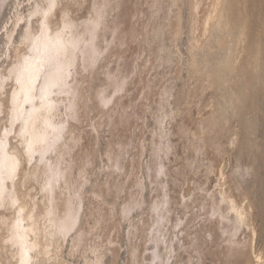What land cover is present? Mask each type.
Here are the masks:
<instances>
[{
  "label": "rangeland",
  "instance_id": "1",
  "mask_svg": "<svg viewBox=\"0 0 264 264\" xmlns=\"http://www.w3.org/2000/svg\"><path fill=\"white\" fill-rule=\"evenodd\" d=\"M37 1L38 0H2V2L0 1V64L1 65H3V63L6 65L5 61H6V51H7V49H6L5 35H4L5 32H6V28H10L11 25L13 24L12 23L13 21H11V20H15L16 18H18L15 15L20 16V14H21L22 18H24V19H25V17L27 18V16L30 13V10L32 9V7L34 6V4H36ZM97 1H101V0H94V1L93 0H90V2H89V0H87V2H86V0L85 1L82 0V4H81V6L79 8V13L82 16V20H87L92 15V13H93V3L97 2ZM110 1H111V4L109 6H107V8L105 10V17H106V21H107V24H108V27L109 28H106L103 31L104 32V36L99 41L100 49L102 51V56L100 57V62H99L100 64H98V68L99 69L97 71V75L95 77V80H93L90 83V85L93 83L92 86H90V89H92L90 91L93 94L97 93V91H99L100 89H102V87H105L103 85L105 83L107 85L105 87V88H107V95L111 98V100H117L116 99V98H118L117 95L118 96H120V95L123 96L125 94L123 97H119L118 98V99L121 100V98L123 99L125 96H127V97H125V99L122 100L123 103H121L120 100H117V101H119L123 106L124 105L127 106V104L129 103L128 101H130L131 103L128 104V106H127L128 108L126 107L127 109L125 108L123 111L120 110L118 112V113L124 114V117H122L123 116L122 114H120V115H122L121 117H120L119 114L117 115V112H115L116 111L115 109H112V108L110 109L111 111L109 113L111 114L112 119L114 120L117 117L114 120V123H117L119 125V127L117 126V130L116 131L111 130V127H108L109 126L108 123H106V124L104 123L103 125H101L102 127H99L100 128L98 130L99 133L98 132H94L89 126H86V128L88 130H85L83 132V135H82V138H83L82 141L83 142L82 143L85 144L84 146H87V147H85V151L86 152L89 151L90 154L92 153L91 156L93 155L94 158L93 157L91 158L92 164L90 162V164L88 166V170H89L88 172L90 174L88 173L87 174V177L88 176L89 177L91 176V177L90 178L89 177L87 178V179H90V180H87V183H86V187L87 188L86 187H83V192L86 193V194L84 193V196L86 198L84 197V200L85 201H83V205H85L86 207L83 206V207H85V209L82 207L83 211L81 210V215L83 214L82 217L84 218V217H86L89 214L88 213L89 212L88 211L89 210L88 207H89V204H90L91 201H96V205H98L99 206V209L100 210L102 209L105 213H108V208L107 207L111 206L110 204L111 203H114V201H117L116 203H118V204H116L117 207H115V212H113L114 214L112 216L115 217V218L113 217V219H115V221L117 220L118 223H116L113 220V223L115 222L116 228H115V230H111L112 232L109 233L106 230H109L110 231L111 228L113 229V227H112L113 224H111L112 226L111 225L110 226L109 225L106 226V224L104 222L102 225L105 226V229H103L102 228V225H101V229L102 230L101 229L100 230L102 232H101V235L100 234L98 235V236H101L102 239H101V237H98L97 236L96 238H99V239L93 238V240H90L91 243H89L88 240H87V242L90 244V247H89V244L86 243V242H85L86 245L88 244L87 246H85V243L84 242L82 243L83 246L80 243L77 245L76 240H75V236H74L75 234L74 233H70L66 237L67 239L65 238V240L67 241V243H66V241L65 242L63 241L66 245H64V243L62 242L61 249L64 247L62 249L64 251H61V249H60V251H61L60 253H62V254H60V256L61 257L63 256L62 258L65 261H67L69 264H83V262L85 264L88 259H91V258L94 257V254H93L92 249H91V244L94 243L92 241L95 240L96 241L95 243L97 245L98 244L99 245L100 244L101 245H104V244H107V242H104V241H107L109 238H112L113 237L116 240L119 239V241L117 240V242L119 243V246H118V243H117V246H116V243H115V245L114 244L111 245L112 247L110 246V250H106V253H105L106 256H104V258H103V261H105L104 262L105 264H110V263L113 264L114 262H115L114 264H134V261L131 259V254H130L133 249L136 250L137 256H139V258H138L139 260L137 259V263H135V264H175V263H177V261H178L177 264H180V263L181 264H191V263L193 264L196 260L197 261L200 260V261H198L199 263L196 261L195 264H215V262H219V264H226V262L228 264H243V263L245 264V260H248V259H246V256H247L248 253H247V250L245 251V249H244L243 246H242V248H243L242 251H240L241 246H238V248H235V249H232V250L229 249V247H228V250H227V245H229V243H228V240L229 239H227V238H230V235L228 233H226L225 231L227 230V228H230V226H231V219L233 217V212L230 211V210H228L227 209L228 207L221 202L220 197L218 196L219 195V191L218 190L221 189L222 187H228V186H230L229 188H231V186H234L233 187L234 188V191H231V192H234L235 195H233L232 193L231 194L233 195L234 199L236 201H238L239 204H242L241 206L245 207V204L249 202V204H251L252 207H253V208L251 207V209H249L250 212H251L252 217H250V219H248L250 221L253 218L251 220V223H250V225L253 223L252 226L248 225L249 224L248 223L249 221L246 220L248 222H244V223H245V225H248V227H245L244 226V223H243L242 224L243 226L241 225V227L243 229H241V227H240L238 229V231L236 232V234H234V236H232L231 239L233 241H236V239H238L236 241V243L237 244H242V245H244L243 243L246 244L248 242H251V240L253 239L252 240L253 244L251 242V245H252L251 247L252 248H250V250H252V251H250V253L253 254V253H256L257 252V254H259L261 252L260 254H262L264 256V0H251V1L250 0H248V1H246V0L245 1L244 0L243 1L242 0H239L241 2L239 4H238V1H236V0L234 1L235 5H234V3H233V5L234 6H237V7H234L233 6V8H235L236 11L233 9V12L235 13V17H233L234 14H232L233 15L232 17L234 18V20H233V23L234 24L232 23V26L230 28L231 30H228L227 31L228 33L225 31L226 29H224L223 31H221V33L220 32H217V34L215 33L213 35L214 37L213 36L211 37L212 40L210 39L208 42H206L207 44L205 43V46L203 47L204 50H201V51H198L197 52L198 55L197 54L195 55V56H197L196 58H198L197 59V63L199 64L201 62L200 63V66H201L202 63H203L202 65H204V67H207L208 66L207 67L208 68V72H207V68H205V69H203L201 71L202 73L200 72V74L202 76H200V74H198L196 76L193 75V77L191 75L192 74V70L190 68L191 66H188L189 64L191 65V63L195 60V59L193 60V58L191 59V57H194V55H192V52H190V51H192L190 49L192 47V43H194L193 42L194 39L193 40H191V39L193 38V36L196 37L197 40H199L200 37H201V40H199L200 42L199 41L198 42L199 43H203L204 42V39H202L203 38L202 31L200 29H197V32H199V33H197L196 30L194 31V27H192L193 25L190 22L191 19H192V17H193V14L192 13H193L194 1L195 2L197 1L196 3H198V4H196V6L197 7L199 6V8H200L199 11H201V10L203 11V8H204L203 5L205 3L208 4L209 3L208 1H211V0H208V1L207 0H201V4L204 2L202 6L200 5V1H198V0H170V1L169 0H167V1L166 0H163V1H161V4H159L160 3L159 2L158 5H156L154 3L156 1H160V0H154L155 2L153 0H147L148 2L150 1L149 3L146 0H133V3H131L132 0H131V2H130V0H110ZM190 1H192V3ZM138 2H139V4H138ZM140 2L141 3H144L145 2L143 4V6H145V4H146L145 11L143 10L144 7L142 6V4ZM242 2H243V4H242ZM244 3H246L247 6H244ZM87 4L89 6H87ZM134 4H135V7H134ZM148 4L149 5L151 4V7L152 6H155V7H153V9H155L157 7L159 8V6L161 7L159 9L157 8L158 10H160V14L159 13H158L159 15L157 14L158 17L155 16L157 18V21H156V18L153 15H151V14L152 13L153 14L155 13L154 15H156V13L158 12V10L157 9L152 10V8ZM207 4L205 5V8L208 7ZM139 5L141 6L140 7L141 10L139 9ZM147 5L149 7V8H147L149 12L146 10ZM191 5H193V6L190 8ZM238 5H240V8H242L241 5L244 6V9L245 10L242 8L243 13H241L242 11L239 13ZM131 6H133V7H131ZM88 7L89 8L91 7L90 10H89ZM132 9H134V10H132ZM135 9L137 10V12H136ZM138 9L140 10V12L142 11L141 12L142 13V16H141V14H139L140 12L138 11ZM83 10H85V11H83ZM205 10L203 12L201 11V13L204 14ZM132 11L135 14V17L133 16L134 14L132 13ZM245 11L247 12L246 14L244 13ZM146 12H148L147 15L144 14ZM178 13H179L180 16L178 15ZM242 14H245V15H242ZM150 15L152 16L151 17V20H150ZM128 16H129V18H127ZM140 16H141V18H140L141 20L138 19ZM239 16L241 17V19H240ZM86 17H87V19H86ZM142 17H148L150 21H148L147 18H143L142 19ZM153 17H154L155 22H156V25L155 26H154L155 22H153ZM176 17H177V19H174ZM189 17H191V18H189ZM244 17L247 19L246 20V23H245V18ZM130 18H132L131 19V23L132 24L130 23ZM136 18H137L138 21L136 20ZM235 18L238 19V20H236V22H235ZM242 18H243V21H240V20H242ZM142 20H143L144 26L146 25L147 27L143 28L144 26H143L142 22H139V21H142ZM179 20H180V23H179ZM125 21H127V22L125 23ZM128 21H129V23L132 26H130V24H128ZM134 21H135V23H134ZM173 21H174V24H173ZM239 21H240L241 24L243 23V25H241L239 23ZM237 22H238L239 25L237 24ZM168 23H169V26L171 27V29L167 27L168 26ZM175 23L176 24L179 23L180 26L178 24L176 25ZM190 23H191V25H190ZM115 24L116 25L118 24V25L115 26ZM125 24H128V25H125ZM170 24H172V25H170ZM244 24H247V25H244ZM133 25L135 26V28L139 27V29H141V31H145L143 29H146L148 31L147 32L148 37L145 36V34H146L145 32L146 31L144 32V35L142 36V38L144 37V39H142V40L143 41L144 40L147 41L148 44H145V41L144 42L141 41L142 43L140 45H139V42L138 41H135L134 40V42H133V40H132L133 34H131V33L128 34L130 31H132V33L134 32V26ZM151 25H153L154 28ZM124 26H127L128 27V28L126 27L128 33L125 32L126 31V28ZM156 26H157V28H155ZM176 26L177 27H181V28H178L179 31H181L180 32L181 34L179 33V35L177 37H174L172 35V31H173L172 29L173 28L174 29L175 28L177 29ZM243 26L245 28L247 26V28L250 29V32H249V29H247V28H246L247 30H245ZM114 27H118V28L121 27L122 29L123 28L124 29L122 30L120 28V31L117 34V33H114V29H113ZM149 27H151L152 30H149ZM237 27H239V28H237ZM161 28L162 29L163 28H166L165 32L163 31L164 29L162 30ZM121 30H122V32H121ZM158 30L159 31L161 30L164 33L161 34L160 32H158ZM233 30H234V32H233ZM150 31H151V34L153 32L152 36L150 34ZM244 31L247 32V33H245ZM125 33H127V34H125ZM159 33H160L161 36H159ZM231 33L232 34L234 33L233 35H235L237 33L238 34L235 37ZM115 34H117L116 37H118L120 40L115 37ZM154 34L156 36L153 38ZM168 34L171 37V39L168 36ZM224 34H226V36ZM119 35L121 36V38H120ZM240 35H242V36L240 37ZM128 36H131L130 37L131 39L130 38L129 39L128 38L127 39L125 38L126 39L125 40L124 37H128ZM150 36L153 39L150 38ZM157 36H159V37H157ZM222 36H223V38H222ZM146 37L148 38L149 41L146 40L147 39ZM231 37H232V39H231ZM149 38L151 40H154V43L153 42L150 43L151 40ZM217 38H220V39L216 40ZM243 38H244V41H243ZM117 40L119 42H121L122 44L121 43L118 44V41ZM127 40H128L129 43H126V45H128V46L125 45V41L127 42ZM130 40H132L131 42H133L134 44L131 43ZM172 40H174V42ZM225 40H227V43H226ZM246 40H247V42H250L251 45L248 44V43H246ZM241 41H243V42H241ZM237 42H239L240 44H238ZM113 43H115V44H113ZM217 43H219L220 45L218 44L219 45L218 46ZM222 43H224L225 46H224V44L222 45ZM129 44H131L133 46L130 47ZM149 44H151L150 47H149ZM247 44L250 47L247 48V46H246ZM111 45L113 46V48H115L116 46H117L116 48H118V46H121V47H119L120 50H119V48H118L119 51L116 48L115 49H112L111 48L112 47ZM211 45H213V46H211ZM207 46H209V49H208L209 52L207 51V48H208ZM127 47L128 48H132L131 49L132 51H129L130 49H128ZM153 47H154V49H153ZM213 47H215V49ZM235 47H237L236 48L237 51H236ZM139 48H142V49L140 50ZM210 48H212V49H210ZM217 48L219 49L220 52L217 51ZM225 48H226V50H225ZM109 49H110V51L112 53H116L117 52V54L118 55H121L122 57H120V56L118 57L117 54H111V52L109 51ZM121 49L123 51H121ZM152 49H153V51H152ZM242 49H243V51H242ZM221 50H223V51H221ZM229 50H230V53H229ZM247 50H248L249 53L247 52ZM126 51L128 52L127 55H125ZM231 51H234L235 53L232 52L233 53L232 54ZM106 52H109V53L107 54ZM121 52H123V54ZM153 52H155V53L158 52V54H155ZM160 53H162L161 55H162L163 58L161 57ZM214 53H215V55H214ZM153 54H155L156 56H154ZM113 55H115V56H113ZM227 55H229V57L231 59L229 57H227ZM244 55H246V57L249 56L250 58L248 57V59H247ZM108 56L109 57L110 56H113V57L112 58L111 57L109 58ZM124 56H125V59H123ZM126 56H127V58H126ZM199 56H201V57H199ZM237 57H239V62L241 61V59H246L247 61L249 60L248 61L249 63L247 61H245V60H242L241 63L238 62L239 64H236L237 61H238ZM252 57H254V58H252ZM255 57L257 58V60H256ZM106 58H109V61L108 62H107L108 59L106 60ZM156 58H159V61L162 58L161 60H163V62L160 61L161 63L160 62L157 63V61H156L157 59ZM233 58L235 59V61L233 60ZM199 59H201V60H199ZM207 59H208V61L206 62ZM251 59H253V60L251 61ZM118 60L121 61V62H119ZM154 60H155V62H153ZM254 60H256V61H254ZM258 60L260 62H258ZM129 61H130V63H129ZM147 61H150V62H148L149 63L148 64V67L149 68L147 67V64H146ZM209 61H210V63H209ZM138 62H139V64H138ZM229 62H230V64H229ZM244 62H246L247 65ZM250 62H251L252 65H250ZM206 63H209V64H206ZM224 63H226V64H224ZM259 63H260V65H259ZM109 64H110V66H109ZM132 64L134 65V67H133ZM219 64H220V66H218ZM145 65H146V67H145ZM230 65H231V68H230ZM233 65H237L238 66L237 67L238 70H235V71L232 70V66ZM139 66L140 67L141 66L142 67H145V68H142L141 67L142 69H140V71L142 70L143 73L138 70L140 68ZM106 67H108V69H110V70H108ZM201 67L203 68V66H201ZM242 67H244V68L243 69H240ZM246 67H248V68L250 67L251 71L255 69V71H252V73L255 74V78L253 77L254 74L253 75L251 74V76L249 77L251 71L248 68H246ZM104 68H106L107 70L104 69ZM150 68H151V70H150ZM188 68H189V70H188ZM146 69H148V71ZM244 69H245V72H244ZM247 69H248V71H247ZM256 69H258V70H256ZM104 70H106L107 73ZM210 70H212V72ZM239 70H241L240 71L241 73L244 72L245 74L239 73ZM108 71H111V74H109ZM215 71L217 73H214ZM223 71L226 72V73H224ZM135 72H137V74ZM139 72L142 75H140ZM205 72L207 73L206 75H204ZM146 73H148V75ZM208 73H211L212 75L211 74L208 75ZM237 73H239L240 77H239V75ZM123 74L125 76H127L128 79L130 78V80H128L126 77H124ZM143 74H144V76L146 75V77H143ZM216 74H217V76H216ZM110 75L112 77L114 75H116L117 77L114 76V78H116V79L118 78V75H119V78L118 79H120V80L122 79V81H124L125 83H127L129 85L131 84L130 86L127 85L128 86L127 87L128 88L127 89V92H124V93H121V94L120 93H115L114 92V89H113L115 83H114V81H112V80L109 79V76ZM190 75H191V77H190ZM132 76H135V78H133ZM207 76L208 77L210 76L212 78V81L214 83L211 82L210 81L211 78H208ZM147 77H149V78H147ZM194 77H195V80H194ZM215 77H216V79H215ZM230 77H231V79H229ZM124 78H126L127 81L124 80ZM200 78L203 79V80L201 79L203 82L201 80H199ZM223 78H224V80H223ZM250 78H251V80H252L251 82L253 84L250 82ZM146 79L147 80L150 79L152 81V83H151L152 85L150 84L151 81L146 82ZM218 79H219V81H218ZM103 80H104V82H103ZM204 80H207V81H204ZM229 80H230L231 84H230ZM232 80H234V81L232 82ZM239 80H241V81H239ZM196 81H198L199 85L197 84ZM208 81H209V84H207ZM244 81H246V82L244 83ZM247 81L250 82L251 86L249 85V83ZM133 82H134V84H133ZM162 82H163V84L166 83L167 86L166 85L163 86ZM142 83H144V84L142 85ZM136 84H138V85H136ZM159 84H161V85H159ZM192 84H196L195 86L201 87V88H196ZM200 84H201V86H200ZM206 84L207 85L214 84V85H211L210 87L209 86L208 87H205V86H207ZM112 85H113V87H112ZM135 85L137 86V87H135V89L137 91L134 90V86ZM139 86H141V87L144 86V87L142 89ZM162 86L164 88H162ZM129 87H131V88H129ZM149 87L151 88L150 90H149ZM247 87H249V88H247ZM144 88H147V93L145 92L146 89H144ZM160 88H162V89H160ZM203 88H205V89L203 90ZM230 88H232V89H230ZM111 89H113V90H111ZM168 89H169V92L167 91ZM184 89H186V90H184ZM198 89H200V90L198 91ZM245 89H246V91H245ZM158 90H159V92L157 93ZM201 90H203V91H201ZM131 91H133V92L131 93ZM161 91H163V92H161ZM185 91L188 94L190 92L191 95L189 94L190 96H188L187 93L185 95ZM191 91H192V93H191ZM139 92H141L142 94H144V96L145 95L146 96L144 97L141 93L138 94ZM108 93H111V95L108 94ZM129 93H131V95ZM128 95H130V98H132V99H130V98L128 99ZM147 95H148V99H147ZM182 95H184V96H182ZM139 96H141L142 98L139 97ZM150 96H153V97H150ZM185 96L186 97L188 96L189 98L188 97L186 98ZM160 97H161V99L158 100ZM180 97H182V98L185 97L186 99L185 98L181 99ZM153 98H155V100ZM188 99H189V101H188ZM163 100L164 101L166 100L165 101L166 104H165V102ZM157 101H160L159 102L160 104H161V101H163L164 104H161L162 106L160 107L159 106L160 104L157 103ZM132 102H134V103H132ZM188 102H190V103H188ZM192 103H193V105H192ZM183 104H186V105L184 106ZM135 106H137V107L135 108ZM129 107H132L131 108V111L134 109L133 110L134 112L132 111V113H130L131 111L129 110ZM165 107L168 108V109H165ZM186 107L190 110V113H189V110H186L187 109ZM189 107H191V108H189ZM214 107H216V109ZM161 108H162V110H164L163 112H161L162 111ZM180 108H181V110L182 109L183 110L181 111ZM219 109H220V111H219ZM127 110L129 111V113H128ZM168 110L169 111L171 110V112L169 113V115L166 114V113L169 112ZM174 110H175V113H173ZM178 110L181 111V112H184V111L185 112L182 114ZM112 111H113V113H112ZM124 111H126V114H125ZM176 111H178V112L176 113ZM186 111L188 112L189 115H186L187 114ZM212 111H213V113H211ZM95 112L98 113L97 111L94 110V112L92 113V116H94V118L96 117L95 120H97V119H99L100 116L98 115L99 116L98 117ZM155 112H158L156 115H159V116H156L155 115ZM160 113H161V115L163 113L164 116L161 117L160 116ZM115 114H116V117H115ZM128 114H130V115H128ZM125 115L127 116V120L125 119L126 118ZM134 115H135V117H134ZM177 115L178 116L181 115V117L177 118L178 117ZM210 115H211L212 118L213 117H215V118L211 122L203 123V119H209V118H211ZM128 116H131V118L128 117ZM200 116L201 117L203 116L202 119L200 118ZM118 117H120L121 120ZM157 117H159V119H157ZM172 117H176V118L173 119ZM118 119L120 120V122H119ZM160 119H163L164 121L163 120H160ZM169 119H171L172 122ZM178 119H179V121H178ZM184 119H185V122H184ZM134 120H135L136 123L134 122ZM182 121L184 122V124L186 123L185 124L186 126L185 125H182L183 124ZM197 121H198V123H196ZM133 122L135 123L134 124L135 127H134V125H132ZM178 122H181L182 124L181 123H178ZM159 123H162V124H160V127L161 128L159 127V125H157ZM213 123H215L216 125L213 124ZM122 124H124V125L122 126ZM136 124H137V126H136ZM175 124L177 125L176 126L177 128L175 127ZM211 124H213V125H211ZM129 125H131V126H129ZM181 125L184 126V128ZM197 125H200V126H197ZM120 126H122L123 128L120 127ZM126 126L127 127L129 126V129L130 130ZM179 126H181L180 127L181 129H179ZM214 126H217V127H214ZM133 127H134L135 130L133 129ZM120 128H122V130L125 129V131L120 130ZM158 128H160V129H158ZM196 128H197V130H196ZM204 128H206L209 131V133L211 134V135L207 136L208 135V133H207L206 137H208L212 141V143H211V141L209 139L207 140V138H206L205 144L207 145L210 142L209 143V146L212 147V146L216 145L215 143H217L219 141L218 142V145L221 147L222 150L219 147L220 150L217 148L216 149L217 152L215 151V148L218 147V145L214 146V149H213L214 151L212 150V148L210 149V147H209V149H210L209 150L208 147H207L208 145L206 146L204 144V142L200 144V143L195 142L194 139H192L193 138V135L190 134V132L191 133L194 132L196 134V132L198 131V129H200L197 133H202L203 132L202 129H204ZM90 129L93 132H91ZM127 129L129 131H132L134 134L132 132L129 133V131ZM157 129L159 131H161V132L164 131L163 132L164 134L162 133V138L158 134L159 131ZM162 129H163V131H162ZM177 129L180 132L181 131L182 132L181 133H178L179 131ZM182 129L185 130L186 132L183 131ZM187 129H188V132L189 133L187 132ZM126 130L129 133L128 135L125 134V133H127ZM217 130H220V132L222 130V132L220 133L221 134V137H220L219 131L217 132ZM213 131L217 132V134L216 133H213ZM89 132H90V135H89ZM183 132L188 133V134H184ZM122 134H123V136H122ZM130 134L132 136L128 138V136H130ZM96 135H97V137H96ZM180 135L182 137H183V135H185V138L184 137L183 138L180 137ZM115 136H116V138H115ZM187 136H190L191 137L190 139H192L193 142ZM210 136H211V138H210ZM214 136L216 138H214ZM186 138H188V139H186ZM116 139H118L117 142H115ZM113 140H114L113 143H119L120 142L121 144H123L122 145L123 147L126 146L125 147V150H124L123 147H122L123 149L120 150L122 152V154L120 152V158H121L120 159V162H121V165L123 164L122 165L123 169L120 172H117L116 174H114L112 176V178H111L112 179L111 180L112 182L113 181L115 182L117 180L116 181L117 184L118 185L119 184L120 185L123 184L122 187L124 186V188H122L120 186L121 187V190H120V192L117 193L118 195L115 194V193L111 195V198L113 200L110 199V196H108L107 199L109 201L107 203V205H108L107 206L106 204H104L105 202H103L102 200H100V199H97L96 200L92 192L94 191L95 187H98L99 184L102 186L105 183V181L109 179V177L107 178L106 176H108V174H110V167H107V166L108 165L110 166L111 165L110 164L111 162L109 161L110 158L108 156L107 149H108V146L111 144V142ZM126 141H128L129 143L126 142ZM155 141H156V144L157 145L155 144ZM168 141H169V143H168ZM185 141L186 142L188 141V143H186ZM190 141L193 144L189 145V143H191ZM206 141H208V142H206ZM130 142H132L131 143L132 144V147H131V145H129ZM162 142H164L163 145H161ZM92 143H94L96 145H92ZM134 143L136 145H138L137 147H139V148L135 147L136 145ZM153 143L156 145V148L157 149L160 148V149H158L159 152L156 150V148H154L155 145ZM173 143L176 144V146ZM83 144H82V146H83ZM139 144H141V146H139ZM186 144H187V146H186ZM210 144H212V145H210ZM90 145H92V146H90ZM160 145H161V147H159ZM188 145H189V147H188ZM164 146L171 148V151L170 150L169 151H166ZM204 146H205V148H204ZM182 147H186V148H182ZM201 147H202V149H201ZM95 148H96V152H95ZM140 148H141V150H140L141 152H138V150ZM173 148H176V149H173ZM191 148L193 149V151H192ZM194 148H196V149H194ZM128 149H130V150H128ZM203 149L206 152H208V154L205 151H203ZM127 150H128L127 153L124 152V151H127ZM163 150L166 151V152H164ZM172 150H173V152H172ZM220 151H222V152L220 153ZM187 152H188V154H187ZM203 152H205V153H203ZM94 153H95V156H94ZM152 153L155 154L156 158H155V156ZM160 153H161V155H160ZM163 153H164V155H163ZM166 153H167V155L169 157L166 155ZM172 153H174V154H172ZM202 153H203V155H202ZM185 154H186V156H185ZM204 154H207L208 156L207 155H204ZM123 155H125V156L123 157ZM200 156H202L203 159ZM157 157H158V160H156ZM164 157H165V159H162ZM181 157H182V159H181ZM183 157L186 158L185 159L186 161L184 160ZM192 159H194L193 160L194 162L192 161ZM198 159L201 160V162ZM163 160L165 161V163H163ZM178 160H180V161L178 162ZM176 161L178 162L179 165H177V162ZM181 161L184 162L185 168L183 166L184 164L183 163L181 164ZM175 162H176V165H177V166L174 165L175 168L172 167V166H170V165H173ZM190 163H192L191 164V167L189 166ZM134 166H135V168H133ZM150 166H153L154 168L153 167H150ZM162 166H163V171L161 173H158L157 171H155V170H157L158 167H162ZM169 166L172 167L173 169L172 168L169 169ZM181 166H182V168H181ZM187 166H188V168H187ZM126 167H128V168H126ZM176 168L179 170L178 172L180 174L183 173L181 171L184 170L183 177L184 178L186 177L185 179L182 177V179L180 181L181 176H180V174H178ZM209 168H211V169H209ZM128 169H132V171L131 170H128ZM204 169H206V170H204ZM209 170H210V172H209ZM205 171L208 172V173H206ZM135 172H136V176H134L135 175ZM165 172H166L167 175L170 174L171 176L168 175L169 176L168 177L167 175H165ZM169 172H171V173H169ZM130 173L131 174L133 173L134 175L133 174L130 175ZM75 174L78 175V168H76ZM205 174L207 176H205ZM153 175H155V177H153ZM160 175H162V176L160 177ZM129 176H130V178L132 177V179H130ZM220 176H221L222 179L220 178ZM222 176H224V177H222ZM163 177H165L166 179H164ZM167 177L169 178V180H167ZM157 179H158V181L156 182ZM175 179H177L178 181L176 180L177 181L176 182ZM151 180H154V181L152 182ZM167 181H169V182L171 181L170 182L171 183L170 185L175 186V187H171ZM220 181H222V183ZM121 182H123V183L121 184ZM133 182H134L135 185L133 184ZM175 182L177 184L178 183L179 184L176 185ZM128 183H129V185H128ZM204 183L206 184V186H205ZM136 184H138L139 186L136 185ZM202 184L205 187H202L201 186ZM180 185H181V187H180ZM216 185H218V188H217ZM222 185H224V186H222ZM125 186H127L128 189ZM136 186H137V188H136ZM215 186H216V188H215ZM154 187H155V191H154ZM159 187H161L163 190L161 188H159ZM169 188H173V189H171L172 191ZM174 188H175V191H173ZM233 188H232V190H233ZM238 188H239L240 191L238 190ZM152 189H153L154 192L152 191ZM204 189H205V191H204ZM207 189H208V191H207ZM236 189H237L238 192L236 191ZM203 191L204 192L207 191L206 193H209V194H207V196H206ZM210 192H214L213 193V194H215L214 197L212 196V193H210ZM240 192H242L241 194H243V196H241V194H239ZM153 193L155 194L154 196L152 195ZM174 193H175V195H174ZM201 193L204 194L207 198L205 199V196H202L204 198L203 199L200 196V195H202ZM165 194H167V195H165ZM171 194L173 195V197H172ZM177 194H179V195H177ZM210 194H211V197H213L215 199L214 200L212 198V200L215 201V205L216 204L217 205H220L223 208V210L225 212V215L227 216L226 219L221 220L222 223H220V224H219V222H221V221L218 219V217L217 216H214L212 214V209H213V206H214L213 205L214 202L210 199V196H209ZM236 194L237 195L239 194V195L236 196ZM87 195H88V197H87ZM116 195H117V197H116ZM185 195H187V197ZM244 195H245V197H244ZM89 196H91L93 198L91 199ZM246 196H248L247 199H246ZM170 197H172V198H170ZM114 198L115 199L117 198V199L115 200ZM140 198H141V200H140ZM174 198H175V200H176L177 203H178V201L181 198V200H180L181 201V205H180V203H178V204L175 203L177 206L175 204H174L175 206L172 205L171 211L168 212V217H169L168 218V221L169 222L168 221L161 222L160 221V218H159V215H158L159 213H156V215H155V214H151V212L149 210H148L149 212L147 211V208H149L152 205V203H154V202H159L160 203V202H163V200H165V199H170L171 200V199H174ZM237 198H239V200ZM156 199H157V201H156ZM191 199H195L197 201L194 204H192V205L186 204V202L189 201V200H191ZM207 199H209V200L207 201ZM128 200L129 201H132V202H135L133 204L134 205V208H133V206L131 207V209L129 211V214H128V217L125 218L126 220L123 218V221H122V218H120L119 215L116 216L115 213H117L118 210L123 205H125L128 202ZM199 200H203V201H201V203H200ZM86 201H88V203ZM151 201H153V202L151 203ZM198 201H199L200 205L202 204V206H199L198 205V203H197ZM85 202L87 203V205L84 204ZM109 202H111V203H109ZM123 202L125 204L122 205ZM143 202H145V203H143ZM207 202H208V204L211 203V205L210 204L209 205H210V207L212 209L209 206H205V205H207ZM100 203H102V204H104L106 206L102 208V206H104V205H102V204L100 205ZM196 203H197V205H196ZM139 204H141V205L139 206ZM247 206H248V204L246 205V208H247ZM224 207H227V208H224ZM193 208L195 210H193ZM204 208H206V210H204ZM190 210L193 211L194 213L192 214V212H190ZM196 210H197V213L199 212L198 213V216L195 213ZM183 211H185V212H183ZM203 211L204 212L206 211V213L209 212V214L207 213V216L209 215L208 218L210 220H208V218L205 217L206 216V213H204ZM104 212H103V214H104ZM118 214H119V212H118ZM150 214H151V216H150ZM169 214H170V216L171 215L172 216L170 217ZM199 214H200V216H199ZM152 215H154V216H152ZM175 215H177V216H175ZM229 215H230V217H229ZM145 216H147L148 218H146ZM193 216L195 218H193ZM198 217H200V218H198ZM142 218H143V220L145 218V221L144 222H143V220L141 221ZM191 218H193V221H195L194 219L197 218V221L193 222V221H191L192 220ZM215 218H216V220H215ZM206 219H207V222H205ZM118 220H120L121 222H119ZM158 220H159V222H158ZM186 220H187V222L189 221L188 223L189 224L191 223V225L194 223V227L192 226L193 229H192L191 225L187 224ZM217 220H219V221H217ZM223 221H225V223ZM89 222H92V220L89 221ZM214 222H216V223L218 222L217 225L220 226L222 229L220 227L216 226V223H214ZM92 223H90V224L88 223L89 225H86V227L89 230L92 229V227H93V224L94 223L93 224ZM139 223L141 224V227L142 228L140 227V224ZM163 223H165L166 225L163 224ZM196 223H197V227L195 226ZM209 223L212 224V225H210ZM157 224L158 225L159 224L160 225H163V227H161V228H164V226H166L167 228L165 227L164 229L161 230V229H159L160 226H158ZM183 224L184 225H187V226H184L183 227ZM200 224H201V226H200ZM118 225H119V227H118ZM120 225H121V227H120ZM142 225H144V226H142ZM188 225H189L190 229H189ZM202 225H203V227H202ZM206 225H208V226H206ZM253 225H255L256 228L253 227ZM134 226H135V228H134L135 231L138 228V230H137L138 233L135 234V235L132 233V232H135V231H133V228H132ZM136 226H138V227H136ZM145 226L146 227L148 226L147 228L149 230L147 229V231H146ZM198 226L200 227L199 230H200L201 233L200 232L198 233V231H199V230H197L198 229ZM249 226H250V228L252 227L251 228L252 230L249 229ZM109 227H110V229H108ZM187 227H188V229H187ZM204 227L207 228V229L209 228L208 232H207V230ZM155 228H157V229H155ZM184 228L186 230H188V231L184 230ZM211 228H212V230H211ZM215 228H216L217 233L215 232ZM247 228H248V231H247ZM143 229H145V231H146L147 234H150L151 233L150 234V235H152V236H150L151 239L145 237V234L146 233H145V231ZM189 230H190V232H189ZM210 230H211V232H210ZM253 230H255V233L256 234L254 233ZM113 231H115V232H113ZM250 231L252 233H250ZM158 232H161V233H158ZM188 232L190 234L191 233L192 234L190 235V234H188ZM202 232H203V235H202ZM206 232L208 234H206ZM212 232H215L217 234V237H215L216 234L215 233H212ZM103 233L105 234L104 236H102ZM106 233H107L108 236L110 235L108 237V239H107ZM117 233H119V234H117ZM155 233H157L156 234L157 236L155 235ZM184 233H186V234L189 235V236L187 235L188 238H187V236H185L186 234L184 235ZM71 234H73V235H71ZM141 234H143V235H141ZM237 234H239V235H237ZM116 235H117V237H116ZM200 235H202L204 238L202 236L200 237ZM248 235H249V237H248ZM132 236L133 237L136 236V237L135 238H132ZM195 236L196 237L198 236L197 239L195 238ZM205 236H206V240H203V239H205ZM224 236H225V238H224ZM252 236H253V238H252ZM171 237H173V238H171ZM211 237H212V239H211ZM129 239H131V241H133L135 243L133 244L132 242H130ZM186 239L188 241H186ZM213 239H214V241H212ZM223 239L225 241V244H224ZM225 239H227V240H225ZM142 240L144 242H142ZM220 241L223 242V244ZM139 242H141V243H139ZM161 242H162V244L160 245ZM198 242H200L201 244L200 243L198 244ZM203 242H205V243H203ZM206 242L207 243L209 242L208 243L209 245ZM130 243H132V245ZM136 243H137V245H136ZM144 243L146 244L145 246H144ZM184 243L186 245H184ZM193 244L196 245V246H194ZM220 244L221 245H226V246L222 247ZM135 245H136V247H135ZM187 245L188 246L190 245V246L188 247ZM138 246H140V247H138ZM163 246L165 247V249H163L164 248ZM169 246H170V248H169ZM172 246H174V247H172ZM191 246H193V247H191ZM85 247L87 248L86 250H85ZM107 247H108V245H107ZM115 247L118 250H116ZM205 247H209V248H206V250H205ZM72 248L74 250H76V253L75 254L77 256L74 255V252H73L74 250ZM111 248H113L114 251H111V250H113ZM131 248H133V249H131ZM178 249H179V251H178ZM209 249H210V252H209ZM182 250H185V251H182ZM217 250H218V252H217L218 254L221 252V254L219 256L215 252ZM198 251H200L201 258L202 259H200V257H198V256H200ZM225 251H227L228 253L225 252ZM113 252L114 253L117 252V253L114 254ZM157 252L161 256L164 255L163 257H161L160 260L154 259V257H153V255L155 253H157ZM187 252L190 253V255H191L192 258H190V255ZM139 253H140V255H139ZM193 253L195 254V256H192ZM225 253H227V254H225ZM240 253H243V254H241L243 257L245 256L243 258V260H242V256H240ZM185 254H187V255H185ZM206 254H209V255L206 256ZM212 255L213 256L215 255L214 258H213ZM229 255L230 256L232 255L231 256L232 259L235 258L236 260L238 259L237 257L239 256V258H240L239 260L240 261L237 260V262H236L235 259L234 260L230 259L231 257ZM140 256H142V257H140ZM217 256H218V258H217ZM220 256L225 257V258L221 257L223 260H225L226 259V256H227V259H226L225 263H224L223 260H221ZM112 257H113L114 261H113ZM173 257H174V259H173ZM195 257H196V259H195ZM228 257H230V258H228ZM189 258L191 260H189ZM203 258H205L204 259L205 262H203L204 261ZM63 259H61L63 261V263L64 264H68L67 262L65 263V261ZM163 259H165V260L163 261ZM186 260H189V261H186ZM131 261H133V262L131 263ZM256 262L257 261H253L252 264H256ZM247 263L248 264H251V261L249 262V260H248V261H246V264Z\"/></svg>",
  "mask_w": 264,
  "mask_h": 264
},
{
  "label": "bare ground",
  "instance_id": "2",
  "mask_svg": "<svg viewBox=\"0 0 264 264\" xmlns=\"http://www.w3.org/2000/svg\"><path fill=\"white\" fill-rule=\"evenodd\" d=\"M2 2V0H0ZM85 1V0H84ZM94 1V0H93ZM147 1V0H146ZM154 1V0H153ZM161 1L163 0H160V1H154L156 5L161 4ZM167 1V0H166ZM170 1V0H169ZM200 1V5L202 6L203 3L201 4V0H198ZM208 1V0H207ZM206 1V2H207ZM235 0H211V1H208L209 3H205L203 6V11L205 10L204 14L201 13V11H199V6L197 7L195 1H194V7H193V17L191 19V23H192V27H194V31L196 30L197 32V29H200L202 31V36L204 39V42L203 43H199L201 40V37L199 40H197L196 37L193 36V38L191 40L194 39V43H192V47L190 48L192 51V55H194V57H191V59L193 58V62L191 63V65L189 64L188 66H191V70H192V77L193 75H198L200 74V72L207 68V67H204V65L201 64V66H203V68L200 66V63L198 64L197 63V59L196 58L197 56H195L197 54L198 51H201V50H204L203 47L205 46V43L208 42L211 37L217 32H220L223 31L224 29H226L225 31L227 32L228 30H231V26H232V23H233V20L235 17V13L233 12V9L236 11L235 8H233V6L235 5L234 3ZM238 1V4L241 3L239 0H236ZM243 1V0H242ZM245 1V0H244ZM248 1V0H246ZM251 1V0H250ZM87 2V0H86ZM85 2V3H86ZM90 2V0H89ZM131 2V0H130ZM142 2V1H141ZM140 2V3H141ZM148 2V1H147ZM146 2V3H147ZM150 2V1H149ZM148 2V3H149ZM192 3V1H190ZM93 3V2H92ZM133 3V0L132 2ZM136 3V2H135ZM145 3V2H144ZM144 3H141L142 6ZM234 3V5H233ZM82 4V0H38L36 2V4H34V6L32 7V9L30 10V13L29 15L27 16V18L25 17L22 18L21 14L20 16H17L15 15L16 18L15 20H11L13 21L12 25L10 28H6V32H5V44H6V65L3 63V65L0 64V264H64L63 261L61 259H63L60 254L61 251H64L61 249V245H62V242L66 241L65 238L70 234V233H74L75 235V240H76V243L77 245L80 243L82 244L83 242L85 243H91L90 240H93V238L95 239H99V238H96L99 234L101 235V225L105 222L106 226L107 225H111L113 224V229L110 227L108 229L109 230H106L107 232H112L111 230H115L116 228V225H115V222H117V220L115 221V219H113L114 216H112L115 212V207H117L116 203L117 201H114V203H111L108 208V213H105L102 209V211L99 209V206L96 205V201H91L90 204H89V207H88V215L86 217H82L83 214L81 215V210L83 211L82 207L85 206L83 205V201L84 200V193L83 192V187H86V183H87V180H90V179H87V174L89 173L88 171V166L91 162V158L93 157V155L91 156L90 152H86L85 151V147L87 146H84L85 144H83L82 140V135H83V132L85 130H88L86 128V126H89L94 132H98V130L100 129L99 127H102L101 125H103L104 123H108L109 126L108 127H111V130H114L116 131L117 130V126L119 127V125L117 123H114V120L117 118L116 117V114H115V119L113 120L112 117H111V114L109 113L112 109H115L117 112V115L119 114H122V113H118L120 110L123 111L129 103H131L130 101H128L127 103V106H123L121 103L123 99H125V96L123 99L121 98L118 99L119 97H123V96H118V98H116L117 100H120L121 103L117 100H111V98L107 95V88H105L107 85L104 83L103 85L105 87H102V89H100L99 91H97V93L93 94L90 90V86H92V84L90 85V83L95 80V77L97 75V71H98V64H100V57L102 56V51L100 49V45H99V41L100 39L104 36V30L106 28H109L108 27V24H107V21H106V17H105V10L107 8V6H109L111 4V1L110 0H101V1H97L95 3H93V13L92 15L87 19V20H82V16L80 15L79 13V8ZM137 4V3H136ZM139 4V2H138ZM207 4V8H205V5ZM243 4V2H242ZM91 5V4H90ZM133 5V4H132ZM149 5V4H148ZM147 5L146 7V10L148 11L147 8H149ZM153 5V4H152ZM164 5V4H163ZM87 6H89L87 4ZM86 6V7H87ZM138 6V5H137ZM146 6V4H145ZM145 6L144 7V11H145ZM151 7V4L149 5ZM193 5L190 6V8L192 7ZM244 6H247L246 3H244ZM244 6L241 5V7L244 9ZM249 6V5H248ZM133 7V6H131ZM134 7H135V4H134ZM140 5H139V9H140ZM153 7L155 6H152V10H155L153 9ZM163 7V6H162ZM234 7H237V6H234ZM89 8V7H88ZM91 8V7H90ZM89 8V10H90ZM150 8V9H151ZM159 8H161L159 6ZM158 8V9H159ZM238 8H239V13L242 11V8H240V5H238ZM237 8V9H238ZM138 9V11L140 12V10ZM157 9V10H158ZM241 9V10H240ZM247 9V8H246ZM87 10V9H86ZM134 10V9H132ZM136 10V9H135ZM151 10V11H152ZM192 10V9H191ZM245 10V9H244ZM85 11V10H83ZM202 11V12H203ZM238 11V10H237ZM89 12V11H88ZM91 12V11H90ZM135 12V11H134ZM137 12V10H136ZM135 12V13H136ZM142 12V11H141ZM139 13L141 14L142 16V13ZM149 12V11H148ZM144 13L147 15V13ZM154 12V11H153ZM86 13V12H85ZM133 13V11H132ZM152 13V12H151ZM150 13V14H151ZM160 14V10H158V12L156 13V15H154L153 13L151 15H153L154 17H158V15ZM243 13V11L241 12ZM245 14L247 13L246 11L244 12ZM134 14V13H133ZM138 14V13H137ZM136 14V15H137ZM158 14V15H157ZM234 14V16L232 15ZM245 14H242V15H245ZM19 15V14H18ZM132 15V14H131ZM130 15V16H131ZM150 15V20H151V16ZM179 15V13H178ZM191 15V14H190ZM239 15V14H238ZM135 17V14L133 15ZM141 16L138 18L140 19ZM149 16V15H148ZM180 16V15H179ZM178 16V17H179ZM233 16V17H232ZM241 16V15H240ZM239 16V17H240ZM138 17V16H137ZM153 17V22H155V19ZM155 17V18H156ZM237 17V16H236ZM243 17V16H242ZM129 18V16L127 17ZM143 18H147L148 21L149 18L148 17H142ZM191 18V17H189ZM245 18V17H244ZM112 19V18H111ZM131 19L130 18V23H131ZM174 19H177L174 18ZM179 19V18H178ZM241 19V17H240ZM137 20V18H136ZM141 20V19H140ZM190 20V19H189ZM236 19L235 18V22H236ZM246 18H245V23H246ZM249 20V19H248ZM138 21V20H137ZM156 21H157V18H156ZM178 21V20H177ZM240 21H243V18L242 20ZM239 21V23H240ZM23 22V23H22ZM127 21H125L126 23ZM133 22V21H132ZM139 22H142L143 26H144V23H143V20L142 21H139ZM138 22V23H139ZM152 22V23H153ZM124 23V22H123ZM129 21H128V24H130ZM135 23V21H134ZM133 23V24H134ZM147 23V22H146ZM179 23H180V20H179ZM179 23H177L179 25ZM190 23V25H191ZM122 24V23H121ZM120 24V25H121ZM128 24H125V25H128ZM132 24V23H131ZM130 24V26H132ZM150 24V23H149ZM173 24H174V21H173ZM176 24V23H175ZM176 24V25H177ZM234 24V23H233ZM238 24V22H237ZM241 24V23H240ZM118 25V24H117ZM115 24V26H117ZM119 25V26H120ZM137 25V24H136ZM141 25V24H140ZM139 25V26H140ZM156 25V22L154 24V26ZM158 25V24H157ZM160 25V24H159ZM172 25V24H170ZM182 25V24H181ZM189 25V26H190ZM239 25V24H238ZM243 25V23L241 24ZM244 25H247V24H244ZM123 26V25H122ZM134 26V25H133ZM153 28L154 26L151 25ZM167 26V25H166ZM175 26V25H174ZM180 26V25H179ZM125 28L127 26H124ZM147 27L146 25L143 27L145 28ZM162 27V26H161ZM168 28L171 29V27L169 26V23H168ZM177 27V26H176ZM244 27V26H243ZM121 28V27H120ZM120 28L118 27H114V33H117L120 31ZM128 28V27H127ZM127 28H126V31L127 32ZM151 27H149V30H152V28L150 29ZM157 28V26L155 27ZM178 28H181V27H177V29L173 28L172 30V35L174 37H177L179 35V33L181 31H179ZM191 28V27H190ZM239 28V27H237ZM236 28V29H237ZM247 28V26H246ZM244 27L245 30L249 29L247 28L246 29ZM122 29V28H121ZM124 29V28H123ZM122 29V30H123ZM132 29V28H131ZM130 29V30H131ZM160 29V28H159ZM162 29V28H161ZM164 29V30H163ZM162 30L165 32L166 28H163ZM243 29V28H242ZM243 29V30H244ZM121 30V32H122ZM129 30V31H130ZM145 31H141V29H139V27L135 28L134 26V32L132 33V31H130L128 34H133V42L134 40L135 41H138L139 42V45L144 42L142 39H144V37L142 38V36L144 35V32L146 33L145 36L148 37V34H147V30L146 29H143ZM154 30V29H153ZM157 30V29H156ZM181 30V29H180ZM192 30V29H191ZM239 30V29H238ZM193 31V30H192ZM200 31V32H201ZM237 31V30H236ZM235 31V32H236ZM240 31V30H239ZM143 32V33H142ZM155 32V31H154ZM158 32H160L161 34L164 33L162 32L161 30ZM157 32V33H158ZM168 32V31H167ZM234 32V30H233ZM238 32V31H237ZM245 32V31H244ZM249 32H250V29H249ZM125 33V34H127ZM156 33V34H157ZM159 33V36H161ZM195 33V32H194ZM199 33V32H197ZM225 33V32H224ZM228 33V32H227ZM226 33V34H227ZM247 33V32H245ZM115 34V37L116 35ZM120 34V33H119ZM124 34V33H123ZM150 34H151V31H150ZM153 34V32H152ZM151 34V36H152ZM167 34V33H166ZM181 34V33H180ZM226 34H224L226 36ZM232 34V33H231ZM234 34V33H233ZM232 34V35H233ZM238 34V33H237ZM233 35L236 37V35ZM241 34V33H240ZM250 34V33H249ZM121 35V34H120ZM119 35V36H120ZM247 35V34H246ZM245 35V36H246ZM122 36V35H121ZM120 36V38H121ZM132 36V35H131ZM131 36H128V37H124V39L126 38H130ZM150 36V38H152ZM156 35L154 34L153 38L155 37ZM157 36V37H159ZM169 36V34H168ZM229 36V35H228ZM242 35H240L241 37ZM244 36V35H243ZM146 37V38H147ZM170 37V36H169ZM192 37V36H191ZM214 37V36H213ZM218 37V36H217ZM220 37V36H219ZM250 37V36H249ZM117 39H119L118 37H116ZM115 38V39H116ZM149 38V39H150ZM152 38V39H153ZM223 38V36H222ZM221 38V39H222ZM229 38V37H228ZM234 38V37H233ZM246 38V37H245ZM248 38V37H247ZM112 39V38H111ZM125 39V40H126ZM131 39V38H130ZM171 39V37H170ZM220 38H217L216 40H218ZM232 39V37H231ZM236 39V38H235ZM249 39V38H248ZM113 40V39H112ZM111 40V41H112ZM120 40V39H119ZM130 40V42L132 41ZM148 40V38L146 39ZM151 40V39H150ZM158 40V39H157ZM212 40V39H211ZM224 40V39H223ZM237 40V39H236ZM116 41V40H115ZM118 41V40H117ZM142 41V42H141ZM149 41V40H148ZM174 42V40H172ZM176 41V40H175ZM199 41V42H198ZM215 41V40H214ZM226 43H227V40H225ZM243 41H244V38H243ZM241 41V42H243ZM110 42V41H109ZM131 42V43H133ZM147 41H145V44H148V42L146 43ZM154 43V40H151L150 43ZM222 42V41H221ZM220 42V43H221ZM224 42V41H223ZM232 42V41H231ZM112 43V42H111ZM110 43V44H111ZM121 42L118 41V44H120ZM126 43H129L128 40L127 42L125 41V45ZM137 43V42H136ZM135 43V44H136ZM238 44H240L239 42H237ZM236 43V44H237ZM246 43L250 44V42H247L246 40ZM115 44V43H113ZM112 44V45H113ZM117 44V43H116ZM117 44V45H118ZM122 44V43H121ZM134 44V43H133ZM138 44V43H137ZM158 44V43H157ZM207 44V43H206ZM219 43H217L218 45ZM224 43H222L223 45ZM231 44V43H230ZM229 44V45H230ZM243 44V43H242ZM245 44V43H244ZM248 44L246 45L247 48L250 47L248 46ZM111 45V46H112ZM130 47L133 46L131 44H129ZM151 44H149V47H150ZM220 45V44H219ZM218 45V46H219ZM221 45V46H222ZM232 45V44H231ZM235 45V44H234ZM251 45V44H250ZM116 46V45H115ZM128 46V45H126ZM136 46V45H135ZM138 46V45H137ZM146 46V45H145ZM191 46V45H190ZM213 46V45H211ZM220 46V47H221ZM225 46V44H224ZM228 46V45H227ZM240 46V45H239ZM117 47V46H116ZM115 47V48H116ZM121 47V46H118V48ZM125 47V46H124ZM152 47V46H151ZM207 51L209 49V46H207ZM223 47V46H222ZM245 47V46H244ZM243 47V48H244ZM112 49H115L113 48V46L111 47ZM110 48V49H111ZM118 48H116L118 50ZM126 48V47H125ZM124 48V49H125ZM128 48V47H127ZM144 48V47H143ZM215 49V47H213ZM219 48V47H218ZM217 48V51H219V49ZM224 48V47H223ZM237 47H235L236 49ZM109 49V51H110ZM130 49L129 51H132L131 49L132 48H128ZM140 50L142 48H139ZM154 49V47H153ZM152 49V51H153ZM212 49V48H210ZM229 49V48H228ZM227 49V50H228ZM250 49V48H249ZM248 49V50H249ZM120 50V48H119ZM118 50V51H119ZM126 50V49H125ZM158 50V49H157ZM156 50V51H157ZM226 50V48H225ZM239 50V49H238ZM247 50V52H248ZM116 51V50H115ZM114 51V52H115ZM121 51H123L121 49ZM138 51V50H137ZM136 51V52H137ZM155 51V50H154ZM161 51V50H160ZM212 51V50H211ZM216 51V50H215ZM223 51V50H221ZM235 51V50H234ZM234 51H231L234 52ZM237 51V49H236ZM243 51V49H242ZM245 51V50H244ZM250 51V50H249ZM111 52V51H110ZM134 52V51H133ZM159 52V51H158ZM158 52H153L155 54H158ZM209 52V51H208ZM207 52V53H208ZM213 52V51H212ZM220 52V51H219ZM239 52V51H238ZM107 54L109 52H106ZM119 53V52H118ZM123 54V52H121ZM125 53V52H124ZM205 53V52H204ZM206 53V54H207ZM211 53V52H210ZM217 53V52H216ZM229 53H230V50H229ZM235 53V52H234ZM246 53V52H245ZM249 53V52H248ZM247 53V54H248ZM111 54H117L116 53H112ZM120 54V53H119ZM128 52L126 51L125 55H127ZM155 54H153L154 56H156ZM162 53H160L161 55ZM203 54V53H202ZM233 54V53H232ZM242 54V53H241ZM118 55V54H117ZM191 55V56H192ZM198 55V54H197ZM215 55V53H214ZM219 55V54H218ZM231 55V54H230ZM250 55V54H249ZM105 56V55H104ZM115 56V55H113ZM113 56H110L111 58ZM122 57L121 55H118V57ZM150 56V55H149ZM209 56V55H208ZM246 57V55H244ZM5 57V56H4ZM109 57V56H108ZM109 57V58H110ZM117 57V58H118ZM162 57V55H161ZM201 57V56H199ZM220 57V56H219ZM225 57V56H224ZM227 57H229V55H227ZM232 57V56H231ZM240 57V56H239ZM239 57H237L238 61L236 64H239L242 62V60H245L247 61L246 59H241V61L239 62ZM244 57V58H245ZM249 56H247L246 58L248 59ZM103 58V57H102ZM109 58H106L107 62L109 61ZM127 58V56H126ZM129 58V57H128ZM160 58V57H159ZM159 58H156L157 60V63H159L160 61L163 62V60L160 59L159 61ZM230 58V57H229ZM235 58V57H234ZM233 58V60L235 61V59ZM250 58V57H249ZM254 58V57H252ZM256 58V57H255ZM259 58V57H258ZM4 59V58H3ZM104 59V58H103ZM119 59V58H118ZM125 59V56L124 58ZM231 59V58H230ZM201 60V59H199ZM205 60V59H204ZM253 59H251L252 61ZM257 60V58H256ZM254 60V61H256ZM105 61V60H104ZM111 61V60H110ZM119 61V60H118ZM124 61V60H123ZM151 61V60H150ZM150 61H147L146 64H147V67H148V62ZM208 61V59L206 60V62ZM220 61V60H219ZM249 61V60H248ZM247 61V62H248ZM112 62V61H111ZM121 62V61H119ZM155 62V60L153 61ZM191 62V61H190ZM239 62V63H238ZM258 62H260L258 60ZM106 63V62H105ZM130 63V61H129ZM156 63V64H157ZM161 63V62H160ZM166 63V62H165ZM205 63V62H204ZM210 63V61H209ZM209 63H206V64H209ZM219 63V62H218ZM246 64V62H244ZM249 63V62H248ZM255 63V62H254ZM123 64V63H122ZM139 64V62H138ZM153 64V63H152ZM151 64V65H152ZM155 64V65H156ZM226 64V63H224ZM230 64V62H229ZM234 64V63H233ZM133 65V64H132ZM164 65V64H163ZM211 65V64H210ZM223 65V64H222ZM221 65V66H222ZM247 65V64H246ZM250 65L251 62H250ZM260 65V63H259ZM258 65V66H259ZM100 66V65H99ZM106 66V65H105ZM104 66V67H105ZM110 66V64H109ZM122 66V65H121ZM124 66V65H123ZM150 66V65H149ZM158 66V65H157ZM213 66V65H212ZM220 66V64L218 65ZM263 66V65H262ZM125 67V66H124ZM128 67V66H127ZM134 67V65H133ZM140 67V66H139ZM142 67V66H141ZM139 68L138 70L140 71V69L142 68H145V67H142V68ZM180 67V66H179ZM178 67V68H179ZM237 65H233L232 66V70H238L237 69ZM251 67V66H250ZM250 67H246L248 68L250 71ZM108 69V67H106ZM104 68V69H106ZM136 68V67H135ZM149 68V67H148ZM216 68V67H215ZM229 68V67H228ZM230 68H231V65H230ZM244 67L240 68V69H243ZM259 68V67H258ZM106 69V70H107ZM153 69V68H152ZM247 69V71H248ZM254 69V68H253ZM104 70V71H106ZM110 70V69H108ZM123 70V69H122ZM135 70V69H134ZM148 71V69H146ZM151 70V68H150ZM149 70V71H150ZM181 70V69H180ZM179 70V71H180ZM189 70V68H188ZM221 70V69H220ZM258 70V69H256ZM120 71V70H119ZM137 71V70H136ZM144 71V70H143ZM206 71V70H205ZM212 72V70H210ZM218 71V70H217ZM222 71V70H221ZM230 71V70H229ZM228 71V72H229ZM241 70H239V73ZM252 71H255L252 70ZM250 73L249 77L251 76V74L253 75L254 73ZM109 74H111V71H108ZM142 72V70L140 71ZM139 72V73H140ZM145 72V71H144ZM189 72V71H188ZM207 72H208V68H207ZM224 72V71H223ZM231 72V71H230ZM238 72V71H237ZM244 72H245V69H244ZM241 73V74H245V73ZM259 72V71H258ZM105 73V72H104ZM107 73V71H106ZM115 73V72H114ZM117 73V72H116ZM119 73V72H118ZM132 73V72H131ZM137 74V72H135ZM143 73V72H142ZM202 73V72H201ZM214 73H217L216 71ZM226 73V72H224ZM239 73H237L239 75ZM148 75V73H146ZM207 73L205 72L204 75H206ZM211 73H208V75H210ZM223 74V73H222ZM231 74V73H230ZM236 74V73H235ZM104 75V74H103ZM120 75V74H119ZM119 75H118V78H119ZM122 75V74H121ZM124 75V74H123ZM140 75H142L140 73ZM190 75V77H191ZM212 75V74H211ZM221 75V74H220ZM227 75V74H226ZM234 75V74H233ZM115 77H117L116 75H114ZM114 76L112 77L111 75L109 76V79L114 81V92L115 93H124V92H127V83H125L124 81H122V79H116L114 78ZM200 76H202L200 74ZM217 76V74H216ZM228 76V75H227ZM230 76V75H229ZM235 76V75H234ZM124 77L127 78V76L124 75ZM133 78H135V76H132ZM140 77V76H139ZM142 77V76H141ZM143 77H146V75L144 76L143 74ZM142 77V78H143ZM206 77V76H205ZM204 77V78H205ZM208 77V76H207ZM222 77V76H221ZM220 77V78H221ZM240 77V75H239ZM244 77V76H243ZM246 77V76H245ZM253 77L255 78V74L253 75ZM122 78V77H121ZM124 78V80L127 81V79ZM149 78V77H147ZM199 78V77H198ZM197 78V79H198ZM208 78H211L210 76ZM214 78V77H213ZM219 78V77H218ZM225 78V77H224ZM223 78V80H224ZM237 78V77H236ZM235 78V79H236ZM106 79V78H105ZM202 78H200L199 80H201ZM216 79V77H215ZM228 79V78H227ZM231 79V77L229 78ZM253 79V78H252ZM259 79V78H258ZM130 80V78L128 79ZM142 80V79H141ZM194 80H195V77H194ZM203 80V79H202ZM201 80V81H202ZM208 80V79H207ZM207 80H204V81H207ZM214 80V79H213ZM237 80V79H236ZM148 81H151L150 79H146V82ZM200 81V82H201ZM211 82L212 81V78L210 80ZM219 81V79H218ZM234 80H232L233 82ZM241 81V80H239ZM251 78H250V82H251ZM104 82V80H103ZM107 82V81H106ZM131 82V81H130ZM138 82V81H137ZM142 82V81H141ZM140 82V83H141ZM145 82V81H144ZM145 82V83H146ZM197 84L199 85L198 81H196ZM203 82V81H202ZM230 82V80H229ZM243 82V81H242ZM246 81H244L245 83ZM248 82V81H247ZM249 83V85L251 86V84ZM129 83V82H128ZM139 83V82H138ZM152 83V81L150 82V84ZM188 83V82H187ZM193 83V82H192ZM207 83V82H206ZM214 83V82H213ZM225 83V82H224ZM239 83V82H238ZM252 83V82H251ZM134 84V82H133ZM144 83H142L143 85ZM149 84V83H148ZM149 84V85H150ZM163 84V82H162ZM190 84V83H189ZM188 84V85H189ZM204 84V83H203ZM209 84V81L208 83ZM206 84V85H207ZM227 84V83H226ZM231 84V82H230ZM242 84V83H241ZM253 84V83H252ZM131 85V84H130ZM129 85V86H130ZM138 85V84H136ZM134 86V90L137 91L135 89V87L137 86ZM152 85V84H151ZM161 85V84H159ZM167 84L164 83L163 86ZM191 85V84H190ZM192 85H196V84H192ZM205 85V84H204ZM211 85H214V84H211ZM211 85H207L205 87H210ZM240 85V84H239ZM244 85V84H243ZM242 85V86H243ZM147 86V85H146ZM162 86V88H164ZM169 86V85H168ZM201 86V84H200ZM245 86V85H244ZM248 86V85H247ZM113 87V85H112ZM141 87V86H139ZM144 86H142L141 88L143 89ZM161 87V86H160ZM196 88H201V87H197L195 86ZM131 88V87H129ZM148 88V87H147ZM147 88H144L146 89V93H147ZM160 88V89H162ZM169 88V87H168ZM186 88V87H185ZM249 88V87H247ZM111 89V90H113ZM133 89V88H132ZM151 88L149 87V90ZM205 88H203L204 90ZM232 89V88H230ZM130 90V89H129ZM186 90V89H184ZM195 90V89H194ZM200 89H198L199 91ZM201 90V91H203ZM169 92V89L167 90ZM196 91V90H195ZM246 91V89H245ZM112 92V91H111ZM133 91H131L132 93ZM159 92V90L157 91V93ZM163 92V91H161ZM189 92V91H188ZM131 93H129L131 95ZM137 93V92H136ZM141 92H139L138 94H140ZM145 93V94H146ZM186 91H185V95H186ZM192 93V91H191ZM111 95V93H108ZM142 94V93H141ZM188 94V93H187ZM190 94V92H189ZM188 94V96H190ZM197 94V93H196ZM200 94V93H199ZM130 95H128V99L130 98ZM144 96V94H142ZM146 96V95H145ZM144 96V97H145ZM184 96V95H182ZM187 96V97H188ZM199 96V95H198ZM132 97V96H131ZM141 97V96H139ZM150 97H153V96H150ZM149 97V98H150ZM186 97V96H185ZM183 97V98H185ZM186 97V98H187ZM113 98V97H112ZM142 98V97H141ZM157 98V97H156ZM181 99H183L182 97H180ZM185 98V99H186ZM189 98V97H188ZM191 98V97H190ZM132 99V98H130ZM144 99V98H143ZM147 99H148V95H147ZM151 99V98H150ZM155 100V98H153ZM161 97L158 99L160 100ZM199 99V98H198ZM168 100V99H167ZM191 100V99H190ZM164 101V100H163ZM161 101V104H164V102L166 101ZM189 101V99H188ZM192 101V100H191ZM160 101H157V103H159ZM163 102V103H162ZM134 103V102H132ZM190 103V102H188ZM194 103V102H193ZM192 103V105H193ZM160 104V103H159ZM159 105L160 107L162 105ZM166 104V102H165ZM132 105V104H131ZM136 105V104H135ZM138 105V104H137ZM169 105V104H168ZM184 106L186 104H183ZM191 105V106H192ZM130 106V105H129ZM140 106V105H139ZM142 106V105H141ZM158 106V105H157ZM181 106V105H180ZM133 107V106H132ZM132 107H129V110L131 111V108ZM137 106H135L136 108ZM128 108V107H127ZM126 108V109H127ZM134 108V107H133ZM158 108V107H157ZM163 108V107H162ZM161 108V110H162ZM187 108V107H186ZM191 108V107H189ZM216 109V107H214ZM165 109H168L165 107ZM185 109V108H184ZM95 111H97L98 113H96V115L99 117V119L95 120L94 116H92V113ZM134 110V109H133ZM132 110V111H133ZM181 110V108H180ZM183 110V109H182ZM181 110V111H182ZM186 110H189L188 108ZM114 111V110H113ZM112 111V113H113ZM128 111V110H127ZM132 111L130 113H132ZM157 111V110H156ZM160 111V110H159ZM164 110H162L161 112H163ZM167 111V110H166ZM169 111V110H168ZM179 111V110H178ZM176 111V113L178 112ZM179 111V112H181ZM215 111V110H214ZM217 111V110H216ZM220 111V109H219ZM125 114H126V111H124ZM134 112V111H133ZM171 112V110L166 113L169 115V113ZM185 112V111H184ZM184 112H181L182 114ZM94 113V114H95ZM129 113V111H128ZM158 112H155V115L157 114ZM175 113V110L174 112ZM180 113V114H181ZM186 115H189L188 112L186 111ZM189 113H190V110H189ZM213 113V111L211 112ZM165 114V115H166ZM216 114V113H215ZM214 114V115H215ZM113 115V114H112ZM123 115V116H122ZM120 115V117H124V114ZM130 115V114H128ZM133 115V114H132ZM185 115V114H184ZM213 115V116H214ZM93 118H92V117ZM156 116H159V115H156ZM155 116V117H156ZM160 116L163 117L164 114L160 113ZM178 116V115H177ZM118 117L120 120L121 118ZM125 119L127 120V116L125 115ZM131 118V116H128ZM135 117V115H134ZM181 117V115H179L177 118ZM188 117V116H187ZM186 117V118H187ZM203 117V116H202ZM202 117L200 116V118L202 119ZM206 117V116H205ZM211 117V115H210ZM218 117V116H217ZM169 118V117H168ZM173 119L176 118V117H172ZM171 118V119H172ZM184 118V117H183ZM198 118V117H197ZM215 117H211L209 119H203V123H208V122H211ZM118 119V120H119ZM134 119V118H133ZM140 119V118H139ZM157 119H159V117H157ZM171 119H169L171 121ZM172 119V120H173ZM119 120V122H120ZM160 120H163V119H160ZM196 120V119H195ZM228 120V119H227ZM124 121V120H123ZM130 121V120H129ZM156 121V120H155ZM158 121V120H157ZM164 121V120H163ZM174 121V120H173ZM179 121V119H178ZM219 121V120H218ZM217 121V122H218ZM118 122V121H117ZM118 122V123H119ZM122 122V121H121ZM128 122V121H127ZM135 122V120H134ZM133 122L132 125H134L135 123ZM139 122V121H138ZM172 122V121H171ZM175 122V121H174ZM184 122H185V119H184ZM184 122L182 121L181 122H178V123H181L182 125H185ZM123 123V122H122ZM198 123V121L196 122ZM219 123V122H218ZM121 124V123H120ZM129 124V123H128ZM127 124V125H128ZM160 124L162 123H159L157 125H159L160 127ZM215 124V123H213ZM211 124V125H213ZM124 124H122L123 126ZM156 125V126H157ZM181 125V126H182ZM216 125V124H215ZM225 125V124H224ZM120 126V127H122ZM131 126V125H129ZM129 126L127 127L129 129ZM137 126V124H136ZM174 126V125H173ZM177 125L175 124V127ZM179 126V129H181ZM186 126V125H185ZM197 126H200V125H197ZM203 126V125H202ZM125 127V126H124ZM135 127V125H134ZM133 127V129H134ZM184 128V126H182ZM213 127V126H212ZM214 127H217V126H214ZM225 127V126H224ZM86 128V129H85ZM123 128V127H122ZM122 128H120V130H122ZM161 128V127H160ZM158 128V129H160ZM177 128V127H176ZM175 128V129H176ZM200 128V127H199ZM90 129V131H91ZM110 129V128H109ZM119 129V128H118ZM127 129V130H128ZM132 129V128H131ZM157 129V130H158ZM190 129V128H189ZM201 129V128H200ZM198 129V131L200 130ZM126 130V131H127ZM130 130V129H129ZM128 130V131H129ZM135 130V129H134ZM133 130V131H134ZM178 130V129H177ZM176 130V131H177ZM183 130V129H182ZM197 130V128H196ZM203 132L202 133H197L196 134L194 133H191L193 135V138L195 142L197 143H203L205 144V140L207 138V140L209 139L208 137H206L207 133L209 135H211L209 133V131L204 128L202 129ZM91 131V132H93ZM113 131V132H114ZM122 131H125L122 130ZM125 133V134H129L130 132L132 131H129V133ZM141 131V130H140ZM159 131V130H158ZM163 131V129H162ZM179 131V130H178ZM185 131V130H183ZM190 131V130H189ZM194 131V130H193ZM219 131V134L222 132H220V130H217V132ZM112 132V133H113ZM120 132V131H119ZM118 132V133H119ZM161 134H160V133ZM158 134L161 136L162 138V133L164 132H161L159 131ZM169 132V131H168ZM182 132V131H181ZM180 131L178 133H181ZM186 132V131H185ZM183 132L184 134H188V129H187V132L188 133H185ZM217 132L213 131V133H216ZM88 133V132H87ZM99 133V132H98ZM124 133V132H123ZM133 133V132H132ZM157 133V132H156ZM95 134V133H94ZM93 134V135H94ZM134 134V133H133ZM164 134V133H163ZM167 134V133H166ZM165 134V135H166ZM215 134V135H216ZM89 135H90V132H89ZM120 135V134H119ZM158 135V136H159ZM182 135V134H181ZM180 135V137H182ZM114 136V135H113ZM123 136V134H122ZM125 136V135H124ZM132 135L130 134L129 137H131ZM159 136V137H160ZM164 136V135H163ZM97 137V135H96ZM157 137V136H156ZM155 137V138H156ZM167 137V136H166ZM183 137L185 138V135H183ZM182 137V138H183ZM189 139L191 138L190 136H187ZM220 137H221V134H220ZM85 138V137H84ZM87 138V137H86ZM116 138V136H115ZM122 138V137H121ZM127 138V139H128ZM136 138V137H135ZM160 138V139H161ZM186 138V139H188ZM211 138V136H210ZM214 138H216L214 136ZM93 139V138H92ZM119 139V138H118ZM115 142H117V140ZM159 139V140H160ZM180 139V138H179ZM185 139V140H186ZM192 139H190L192 141ZM115 140V139H114ZM114 140L111 142V144L108 146V149H107V153H108V156H109V161L111 162L110 166L108 165L107 167H110V174H108V176H106L107 178L109 177L108 180L105 181V183L101 186L98 185V187H95L94 191L92 192L95 199H100L102 200L103 202H105L104 204L107 205L108 203V196H110V199L111 198V195L112 194H117L118 192H120L121 190V187H122V183L124 182H121L122 185H118L117 184V180L114 182H112L111 178L114 174H116L117 172H120L123 167L121 165V162H120V150H122L124 148L125 150V147H123L120 142L119 143H113ZM120 140V139H119ZM122 140V139H121ZM125 140V139H124ZM123 140V141H124ZM155 140V139H154ZM158 140V141H159ZM162 140V139H161ZM160 140V141H161ZM166 140V139H165ZM211 141V139H209ZM213 140V139H212ZM217 140V139H216ZM122 141V142H123ZM164 141V140H163ZM190 141V142H191ZM95 142V141H94ZM128 142V141H126ZM165 142V141H164ZM161 145H163V143ZM186 142V141H185ZM193 142V141H192ZM189 143V145L193 144V143ZM194 142V143H195ZM208 142V141H206ZM214 142V141H213ZM219 142V141H218ZM218 142L215 143L216 145H218ZM85 143V142H84ZM90 143V142H89ZM129 143V142H128ZM132 142H130L129 145H131L132 147ZM158 143V142H157ZM169 143V141H168ZM167 143V144H168ZM181 143V142H180ZM179 143V144H180ZM183 143V142H182ZM188 143V141L186 142ZM210 143V142H209ZM209 143L206 145L209 149L212 148V150L214 149V146H209ZM212 143V141H211ZM83 144V146H82ZM109 144V143H108ZM135 144V143H134ZM154 144V143H153ZM155 144H156V141H155ZM154 144V145H155ZM159 144V143H158ZM174 144V143H173ZM172 144V145H173ZM196 144V143H195ZM92 145H96L94 143H92ZM90 145V146H92ZM136 145V144H135ZM157 145V144H156ZM156 145L154 148H156ZM161 145L159 147H161ZM176 146V144H174ZM188 145V147H189ZM212 145V144H210ZM138 145H136L135 147H137ZM139 146H141V144H139ZM174 146V147H175ZM185 146V145H184ZM187 146V144H186ZM200 146V145H199ZM202 146V145H201ZM123 147V148H122ZM130 147V148H131ZM158 147V146H157ZM165 147V150L166 151H171V148L169 147ZM196 147V146H195ZM219 145L218 147L215 148V151L216 149L218 148L219 149ZM84 148V149H83ZM91 148V147H90ZM139 148V147H137ZM182 148H186V147H182ZM205 148V146H204ZM92 149V148H91ZM94 149V148H93ZM160 149V148H158ZM156 148V150L159 152ZM164 149V148H163ZM173 149H176V148H173ZM192 149V148H191ZM196 149V148H194ZM202 149V147H201ZM200 149V150H201ZM207 149V150H208ZM209 149V150H210ZM221 149V147H220ZM219 149V150H220ZM89 150V149H88ZM130 150V149H128ZM127 151H124V152H128ZM138 150V149H137ZM141 148L138 150V152H141L140 151ZM218 150V151H219ZM222 150V149H221ZM156 151V152H157ZM164 151V150H163ZM164 151V152H166ZM185 151V150H184ZM191 151V150H190ZM193 151V149H192ZM203 151H205L203 149ZM214 151V150H213ZM212 151V152H213ZM92 152V151H91ZM94 152V151H93ZM95 152H96V148H95ZM173 152V150H172ZM175 152V151H174ZM183 152V151H182ZM199 152V151H198ZM206 152V151H205ZM203 152V153H205ZM217 152V151H216ZM222 151H220L221 153ZM162 153V152H161ZM160 153V155H161ZM170 153V152H169ZM176 153V152H175ZM202 153V155H203ZM208 154V152H206ZM215 153V152H214ZM122 154V152H121ZM124 154V153H123ZM153 154V153H152ZM174 154V153H172ZM188 154V152H187ZM207 154H204V155H207ZM155 156V154H153ZM164 155V153H163ZM167 155V153H166ZM171 155V154H170ZM193 155V154H192ZM216 155V154H215ZM94 156H95V153H94ZM125 155H123L124 157ZM168 156V155H167ZM186 156V154H185ZM194 156V155H193ZM208 156V155H207ZM169 157V156H168ZM202 159L203 157L200 156ZM199 157V158H200ZM205 157V156H204ZM214 157V156H213ZM94 158V157H93ZM156 158V156H155ZM184 158V157H183ZM196 158V157H195ZM137 159V158H136ZM162 159H165L162 158ZM179 159V158H178ZM182 159V157H181ZM186 158H184L185 160ZM94 160V159H93ZM158 160V157L157 159ZM155 160V161H156ZM194 159H192L193 161ZM199 160V159H198ZM210 160V159H209ZM180 160H178L179 162ZM186 161V160H185ZM191 161V162H192ZM201 162V160H199ZM94 162V161H93ZM132 162V161H131ZM130 162V163H131ZM177 162V161H176ZM176 162L173 164V165H170L172 167L175 168L174 165H176ZM177 162V165H179ZM194 162V161H193ZM163 163H165V161L163 160ZM184 164V162L181 161V164ZM92 164V162H91ZM180 164V165H181ZM187 164V163H186ZM191 164L190 163V167H191ZM176 165V166H177ZM132 166V165H131ZM154 166V165H153ZM153 166H150V167H153ZM165 166V165H164ZM169 166V169L172 168ZM184 168H185V164L183 165ZM125 167V166H124ZM179 167V166H178ZM199 167V166H198ZM76 168H78V175L75 174V170ZM128 168V167H126ZM135 168V166L133 167ZM154 168V167H153ZM152 168V169H153ZM157 168V167H156ZM182 168V166H181ZM188 168V166H187ZM173 169V168H172ZM211 169V168H209ZM125 170V169H124ZM128 170H131L132 169H128ZM135 170V169H134ZM133 170V171H134ZM177 172L179 171L177 168H176ZM206 170V169H204ZM91 171V170H90ZM158 173H161L163 171V166L162 167H158L157 170ZM128 172V171H127ZM168 172V171H167ZM176 172V171H175ZM174 172V173H175ZM183 173H179L181 178H180V181L183 177V174H184V170L181 171ZM206 172V171H205ZM210 172V170H209ZM212 172V171H211ZM134 173V172H133ZM132 173V174H133ZM171 173V172H169ZM208 173V172H206ZM90 174V173H89ZM130 173V175H132ZM156 174V173H155ZM128 175V174H127ZM134 175V174H133ZM165 175L166 172H165ZM170 175V174H168ZM167 175V176H168ZM221 175V174H220ZM136 176V172H135V175ZM133 176V177H134ZM162 175H160L161 177ZM171 176V175H170ZM173 176V175H172ZM205 176H207L205 174ZM219 176V175H218ZM217 176V177H218ZM91 177V176H90ZM89 177V178H90ZM153 177H155V175H153ZM169 177V176H168ZM167 177V180H169V178ZM209 177V176H208ZM224 177V176H222ZM130 178V176H129ZM164 179H166L165 177H163ZM179 178V177H178ZM184 178V177H183ZM186 178V177H185ZM184 178V179H185ZM219 178V177H218ZM221 178V176H220ZM132 179V177L130 178ZM155 179V178H154ZM183 179V180H184ZM222 179V178H221ZM163 180V179H162ZM177 179H175L176 181ZM152 182L154 180H151ZM158 181V179L156 180V182ZM164 181V180H163ZM178 181V180H177ZM176 181V182H177ZM185 181V180H184ZM229 181V180H228ZM138 182V181H137ZM136 182V183H137ZM169 183V185L171 184L169 181H167ZM175 182V183H176ZM222 183V181H220ZM165 183V182H164ZM233 183V182H232ZM231 183V184H232ZM134 184V182H133ZM132 184V185H133ZM156 184V183H155ZM179 184V183H178ZM176 183V185H178ZM185 184V183H184ZM205 184V183H204ZM219 184V183H218ZM224 184V183H223ZM230 184V185H231ZM234 184V183H233ZM232 184V185H233ZM126 185V184H125ZM129 185V183H128ZM131 185V186H132ZM135 185V184H134ZM138 185V184H136ZM157 185V184H156ZM163 185V184H162ZM168 185V186H169ZM220 185V184H219ZM121 186V187H120ZM139 186V185H138ZM154 186V185H153ZM160 186V185H159ZM167 186V187H168ZM171 187H175V186H172L170 185ZM169 186V187H170ZM202 187H205L203 186V184L201 185ZM217 188H218V185H216ZM215 186V188H216ZM224 186V185H222ZM127 189L128 187L125 186ZM135 187V186H134ZM142 187V186H141ZM162 187V186H161ZM159 187V188H161ZM181 187V185H180ZM179 187V188H180ZM230 186L228 187H222L221 189H219V197H220V200L223 204H225L227 207H224V208H227L228 210L232 211L233 212V217L231 219V226L230 228H227V230L225 231L226 233H228L230 235V238H227L229 239L228 240V243L229 245H227V250H228V247L229 249H235V248H238V246H241V249L240 251H242V246L244 247L245 251L247 250V256H246V259L249 260V262L251 261V264L253 263V261H257L256 264H264V256L262 254H257L256 253H253L251 254L250 251V248H252L251 246V242H248V243H243L244 245L242 244H237L236 241L238 239H236V241H233L231 238L232 236H234V234H236V232L238 231V229L241 227V225L244 223V222H248L250 219V217H252L251 215V212L249 209H251L252 205L248 203L245 204V207L241 206L242 204H239L238 201H236L233 197V195H235L234 192H231V191H234V186H231V188H229ZM87 188V187H86ZM124 188V186L122 187ZM125 188V189H126ZM131 188V187H130ZM137 188V186H136ZM158 188V187H157ZM233 188V190H232ZM237 188V187H236ZM162 189V188H161ZM170 190L173 189V188H169ZM137 190V189H136ZM160 190V189H159ZM163 190V189H162ZM168 190V189H167ZM203 190V189H202ZM239 190V188H238ZM123 191V190H122ZM132 191V190H131ZM153 191V189H152ZM154 191H155V187H154ZM153 191V192H154ZM172 191V190H171ZM175 191V188L174 190ZM180 191V190H179ZM205 191V189H204ZM203 191V192H204ZM208 191V189H207ZM206 191V192H207ZM237 191V189H236ZM240 191V190H239ZM124 192V191H123ZM178 192V191H177ZM189 192V191H188ZM205 193V195L207 196V194L209 193ZM238 192V191H237ZM160 193V192H159ZM166 193V192H165ZM176 193V192H175ZM174 193V195H175ZM187 193V192H186ZM212 193V196L214 197L215 194H213L214 192H210ZM233 195H232V194ZM242 192H240L239 194H241ZM86 194V193H85ZM120 194V193H119ZM180 194V193H179ZM177 194V195H179ZM202 194V193H201ZM238 194V195H239ZM92 195V194H91ZM92 195V196H93ZM118 195V194H117ZM116 195V197H117ZM153 196L155 195L154 193L152 194ZM167 195V194H165ZM170 195V194H169ZM172 195V194H171ZM204 194L200 195L201 197L202 196H205ZM236 194V196H238ZM247 195V194H246ZM129 196V195H128ZM127 196V197H128ZM164 196V195H163ZM187 197V195H185ZM189 196V195H188ZM205 196V199L207 198ZM210 196V199L212 200L213 197H211V194L209 195ZM241 196H243V194H241ZM88 197V195H87ZM91 199L93 197L89 196ZM115 197V196H114ZM173 197V195H172ZM170 197V198H172ZM179 197V196H178ZM200 197V198H201ZM240 197V196H239ZM245 197V195H244ZM248 196H246V199H247ZM86 198V197H85ZM119 198V197H118ZM142 198V197H141ZM140 198V200H141ZM154 198V197H153ZM152 198V199H153ZM176 198V197H175ZM174 199H165L163 200V202H154L152 203L153 201H151L152 205L147 208V211L149 210L151 212V214H155L156 213H159V218H160V221L161 222H166L168 221V212L171 211L172 209V205H174L176 202V200ZM189 198V197H188ZM192 198V197H191ZM203 198V197H202ZM88 199V198H87ZM115 199V198H114ZM117 199V198H116ZM115 199V200H116ZM131 199V198H130ZM164 199V198H163ZM178 199V198H177ZM204 199V198H203ZM214 199V198H213ZM239 200V198H237ZM244 199V198H243ZM249 199V198H248ZM89 200V199H88ZM113 200V199H112ZM126 200V199H125ZM134 200V199H133ZM179 200V199H178ZM181 200V198H180ZM178 201V203H180L181 205V201ZM188 200V199H187ZM209 199H207L208 201ZM215 200V199H214ZM242 200V199H241ZM240 200V201H241ZM251 200V199H250ZM135 201V200H134ZM157 201V199H156ZM159 201V200H158ZM197 200L195 199H191L189 201L186 202V204L188 205H192L196 202ZM200 203L201 201L203 200H199ZM199 201L197 202L199 206H202V204L200 205ZM213 201V200H212ZM246 201V200H245ZM88 203V201H86ZM84 203L87 205V203ZM101 202V201H100ZM183 202V201H182ZM210 202V201H209ZM213 209L210 207L211 203L208 204L207 202V205L205 206H209L211 209H212V214L214 216H217L218 219L221 221V220H224L227 218V216L225 215V212L223 210V208L220 206V205H215V201H213ZM135 202H132V201H129L125 204L124 202L122 203L125 204L123 205L119 210V214L118 212L115 213L116 216L119 215L120 218H122V221H123V218H127L128 217V214H129V211L131 209V207L133 206L134 208V204ZM145 203V202H143ZM177 203V204H178ZM196 203V205H197ZM203 203V202H202ZM251 203V202H250ZM102 203H100L101 205ZM102 204V205H104ZM137 204V203H136ZM204 204V203H203ZM222 204V205H223ZM248 204L247 208H246V205ZM106 205L102 206L105 207ZM138 205V204H137ZM141 204H139L140 206ZM150 205V204H149ZM148 205V206H149ZM176 205V204H175ZM174 205V206H175ZM108 206V205H107ZM177 206V205H176ZM184 206V205H183ZM204 206V205H203ZM86 207V206H85ZM85 207H83L85 209ZM198 207V206H197ZM132 208V209H133ZM178 208V207H177ZM199 208V207H198ZM208 208V207H207ZM253 208V207H252ZM188 209V208H187ZM190 209V208H189ZM197 209V208H196ZM201 209V208H200ZM105 210V209H104ZM193 210H195L193 208ZM204 210H206V208H204ZM209 210V209H208ZM207 210V211H208ZM253 210V209H252ZM148 211V212H149ZM189 211V210H188ZM185 212V211H183ZM187 212V211H186ZM190 212H192V214L194 213L193 211L190 210ZM204 212V211H203ZM188 213V212H187ZM198 216V213H197V210L195 212ZM201 213V212H200ZM206 213V211L204 212ZM203 213V214H204ZM209 214V212H207ZM207 213H206V216L205 217H209V215L207 216ZM229 213V212H228ZM131 214V213H130ZM150 214V216H151ZM195 214V215H196ZM232 214V213H231ZM85 215V214H84ZM146 215V214H145ZM148 215V214H147ZM211 215V214H210ZM212 215V216H213ZM254 215V214H253ZM130 216V215H129ZM149 216V217H150ZM154 216V215H152ZM170 216V214H169ZM172 216V215H171ZM170 216V217H171ZM177 216V215H175ZM200 216V214H199ZM202 216V215H201ZM146 218H148L147 216H145ZM183 217V216H182ZM190 217V216H189ZM192 217V216H191ZM216 217V218H217ZM230 217V215H229ZM115 218V217H114ZM119 218V219H120ZM193 218H195L193 216ZM193 218H191L193 221ZM200 218V217H198ZM202 218V217H201ZM215 218V220H216ZM171 219V218H170ZM181 219V218H180ZM188 219V218H187ZM204 219V218H203ZM202 219V220H203ZM253 219V218H252ZM251 219V220H252ZM92 222H89L91 221ZM113 220L115 221L113 223ZM121 220V219H120ZM120 220H118L119 222H121ZM126 220V219H125ZM143 220V218L141 219V221ZM182 220V219H181ZM195 221H197V218L194 219ZM200 220V219H199ZM208 220H210L208 218ZM214 220V219H213ZM217 220V221H219ZM248 220V221H246ZM251 220L248 222L250 225L251 223ZM145 221V218L143 220V222ZM193 221V222H195ZM204 221V220H203ZM226 221V220H225ZM225 221H223L225 223ZM159 222V220H158ZM169 222V221H168ZM187 222V220H186ZM189 222V221H188ZM187 222V224H189ZM192 222V223H193ZM207 222V219L206 221ZM212 222V221H211ZM229 222V221H228ZM90 223L93 224V227L92 229H88L86 227V225H89ZM142 223V222H141ZM216 223V222H214ZM218 223V222H217ZM216 223V226H218ZM222 223L219 222V224ZM120 224V223H119ZM137 224V223H136ZM140 224V223H139ZM138 224V225H139ZM165 224V223H163ZM210 224V223H209ZM247 224V223H246ZM253 224V223H252ZM252 224L250 226H252ZM158 225V224H157ZM166 225V224H165ZM170 225V224H169ZM174 225V224H173ZM177 225V224H176ZM181 225V224H180ZM191 225V223L189 224ZM188 225V227H189ZM199 225V224H198ZM204 225V224H203ZM202 225V227H203ZM212 225V224H210ZM248 225H245L244 223V226L245 227H248ZM92 226V225H91ZM104 225H102V228L105 229V226L103 227ZM144 226V225H142ZM160 226L159 229H164L166 226H164V228H161L163 227V225H158ZM184 226H187V225H184L183 224V227ZM194 227V223L191 225V227ZM195 226L197 227V223L195 224ZM201 226V224H200ZM208 226V225H206ZM205 226V227H206ZM222 226V225H221ZM243 226V225H242ZM249 226V229H251ZM119 227V225H118ZM121 227V225H120ZM138 227V226H136ZM140 227H141V224H140ZM148 227V226H147ZM146 228V231H147V228ZM157 227V226H156ZM187 227V229H188ZM192 227V229H193ZM201 227V228H202ZM204 227V228H205ZM220 227V226H218ZM244 227V228H245ZM253 227H255V225H253ZM133 228V231L135 226L132 227ZM142 228V227H141ZM140 228V229H141ZM167 228V227H166ZM199 226H198V229L199 230ZM213 228V227H212ZM211 228V230H212ZM221 228V227H220ZM256 228V227H255ZM101 229V230H100ZM157 229V228H155ZM190 229V227H189ZM191 229V230H192ZM208 232L209 228H205ZM222 229V228H221ZM241 229H243L241 227ZM132 230V229H131ZM138 230V228H137ZM135 231V232H132L134 235L138 233V231ZM145 231V229H143ZM149 230V229H148ZM181 230V229H180ZM184 230H186L184 228ZM205 230V231H206ZM210 230V232H211ZM252 230V229H251ZM105 231V230H104ZM141 231V230H140ZM145 231V233H146ZM151 231V230H150ZM155 231V230H154ZM188 231V230H186ZM185 231V232H186ZM194 231V230H193ZM204 231V232H205ZM219 231V230H218ZM247 231H248V228H247ZM254 233H255V230H253ZM115 232V231H113ZM117 232V231H116ZM162 232V231H161ZM161 232H158V233H161ZM190 232V230H189ZM188 232V234H190ZM192 232V231H191ZM196 232V231H195ZM200 232V230L198 231V233ZM206 232V234H208ZM215 232L217 233L216 231V228H215ZM215 232H212V233H215ZM105 233V232H104ZM103 233L102 236H104L105 234ZM144 233V232H143ZM149 233V232H148ZM154 233V232H153ZM163 233V232H162ZM174 233V232H173ZM177 233V232H176ZM175 233V234H176ZM187 233V232H186ZM184 233V235L186 234ZM193 233V232H192ZM191 233V234H192ZM201 233V232H200ZM211 233V234H212ZM215 233V234H216ZM250 233H252L250 231ZM119 234V233H117ZM151 234V233H150ZM150 234H145V237L147 238H150ZM157 233H155L156 235ZM188 234H186L185 236H187ZM190 234V235H191ZM195 234V233H194ZM205 234V233H204ZM214 234V235H215ZM256 234V233H255ZM73 235V234H71ZM132 235V234H131ZM130 235V236H131ZM143 235V234H141ZM202 235H203V232H202ZM200 235V237L202 236ZM210 235V234H209ZM213 235V236H214ZM227 235V234H226ZM239 235V234H237ZM251 235V234H250ZM73 236V237H74ZM106 236H107V239L108 236L107 233H106ZM105 236V237H106ZM114 236V235H113ZM119 236V235H118ZM157 236V235H156ZM167 236V235H166ZM189 236V235H188ZM187 236V238H188ZM98 237H101V236H98ZM115 237V236H114ZM117 237V235H116ZM136 237V236H135ZM132 236V238H135ZM162 237V236H161ZM198 237V236H197ZM197 237L195 236V238L197 239ZM199 237V238H200ZM203 237V236H202ZM209 237V236H208ZM217 237V234L216 236ZM247 237V236H246ZM249 237V235H248ZM251 237V236H250ZM119 238V237H118ZM140 238V237H139ZM138 238V239H139ZM166 238V237H165ZM173 238V237H171ZM204 238V237H203ZM214 238V237H213ZM225 238V236H224ZM253 238V236H252ZM67 239V238H66ZM102 239V237H101ZM100 239V240H101ZM104 239V238H103ZM106 239V240H107ZM151 239V238H150ZM167 239V238H166ZM185 239V238H184ZM212 239V237H211ZM225 239V240H227ZM235 239V238H234ZM74 240V241H75ZM88 240V242H87ZM99 240V241H100ZM119 241V239H117ZM117 240L114 239L113 237L112 238H109L107 241H104V242H107V244H104V245H97L94 241L93 244H91V249H92V252L94 254V257L91 258V259H88L86 261L85 264H105L103 261V258L106 253V250H110V246L112 244L115 245L116 243V246H117ZM130 242H132L133 244L135 242L131 241V239H129ZM133 240V239H132ZM144 240V239H143ZM142 240V242H144ZM157 240V239H156ZM203 240H206V236H205V239ZM208 240V239H207ZM250 240V239H249ZM148 241V240H147ZM159 241V240H158ZM179 241V240H178ZM186 241H188L186 239ZM200 241V240H199ZM214 241V239L212 240ZM224 241V239H223ZM245 241V240H244ZM255 241V240H254ZM63 242V243H64ZM98 242V241H97ZM103 242V241H102ZM103 242V243H104ZM137 242V241H136ZM221 242V241H220ZM242 242V241H241ZM67 243V241H66ZM85 243V246H87ZM132 243H130L132 245ZM141 243V242H139ZM138 243V244H139ZM146 243V242H145ZM144 243V246L146 245ZM170 243V242H169ZM190 243V242H189ZM195 243V242H194ZM200 242H198L199 244ZM205 243V242H203ZM207 243V242H206ZM209 243V242H208ZM207 243V244H208ZM212 243V242H211ZM223 244V242H221ZM75 244V243H74ZM143 244V243H142ZM162 244V242L160 243V245ZM197 244V245H198ZM201 244V243H200ZM206 244V245H207ZM224 244H225V241H224ZM253 244V242H252ZM64 245H66L64 243ZM63 245V246H64ZM108 245V247H107ZM137 245V243H136ZM135 245V247H136ZM174 245V244H173ZM182 245V244H181ZM184 245H186L184 243ZM194 245V244H193ZM209 245V244H208ZM211 245V244H210ZM221 245V244H220ZM80 246V245H79ZM83 246V244H82ZM118 246H119V243H118ZM142 246V245H141ZM188 246V245H187ZM190 246V245H189ZM188 246V247H189ZM196 246V245H194ZM200 246V245H199ZM212 246V245H211ZM210 246V247H211ZM222 247L226 246V245H221ZM89 247H90V244H89ZM112 247V246H111ZM140 247V246H138ZM164 247V246H163ZM174 247V246H172ZM193 247V246H191ZM221 247V248H222ZM81 248V247H80ZM142 248V247H141ZM170 248V246H169ZM180 248V247H179ZM195 248V247H194ZM197 248V247H196ZM206 248H209V247H205V250ZM213 248V247H212ZM215 248V247H214ZM226 248V247H225ZM254 248V247H253ZM256 248V247H255ZM61 249V251H60ZM71 249V248H70ZM73 249V248H72ZM87 248L85 247V250ZM113 249V248H111ZM116 249V247H115ZM133 249V248H131ZM161 249V248H160ZM165 249V247L163 248ZM175 249V248H174ZM198 249V248H197ZM74 250V249H73ZM78 250V249H77ZM118 250V249H116ZM115 250V251H116ZM138 250V249H137ZM158 250V249H157ZM168 250V249H167ZM225 250V249H224ZM230 250V251H231ZM72 251V250H71ZM88 251V250H87ZM111 251H114L111 250ZM139 251V250H138ZM137 251V252H138ZM155 251V250H154ZM174 251V250H173ZM177 251V250H176ZM175 251V252H176ZM179 251V249H178ZM182 251H185V250H182ZM201 251V250H200ZM199 252V255L198 257L201 258V253ZM203 251V250H202ZM220 251V250H219ZM222 251V250H221ZM237 251V250H236ZM244 251V250H243ZM244 251V252H245ZM74 252V255H76V250L73 251ZM131 252V251H130ZM206 252V251H205ZM208 252V251H207ZM209 252H210V249H209ZM212 252V251H211ZM214 252V251H213ZM216 253L218 252L215 251ZM214 252V253H215ZM227 252V251H225ZM72 253V252H71ZM81 253V252H80ZM114 253V252H113ZM117 253V252H116ZM114 253V254H116ZM186 253V252H185ZM188 253V252H187ZM192 253V252H191ZM213 253V254H214ZM215 253V254H216ZM228 253V252H227ZM225 253V254H227ZM263 253V252H262ZM131 254V259L134 261V264L137 263V259L139 258V256H137V253H136V250L133 249L132 252L130 253ZM142 254V253H141ZM161 254V253H160ZM166 254V253H165ZM190 255V253H188ZM218 254V253H217ZM221 254V252L218 254V256ZM224 254V253H223ZM241 254L243 253H240V256H242ZM246 254V253H245ZM140 255V253H139ZM163 255V254H162ZM187 255V254H185ZM203 255V254H202ZM209 255V254H206V256ZM239 255V254H238ZM77 256V255H76ZM91 256V255H90ZM130 256V255H129ZM164 256V255H163ZM161 255L157 253H155L153 255L154 259H158L160 260L161 257H163ZM192 256H195V254L193 253ZM197 256V255H196ZM213 256V255H212ZM215 256V255H214ZM213 256V258H214ZM217 256V258H218ZM230 256V255H229ZM232 256V255H231ZM230 256V257H231ZM236 256V255H235ZM89 257V256H88ZM142 257V256H140ZM223 257V256H220V258ZM228 257V258H230ZM237 257V256H236ZM245 257V256H244ZM242 256V260L244 258ZM248 257V258H247ZM84 258V257H83ZM187 258V257H186ZM190 258L191 255H190ZM189 258V260H191ZM216 258V259H217ZM225 258V257H223ZM239 260V256L237 257ZM113 259V257H112ZM143 259V258H142ZM167 259V258H166ZM174 259V257H173ZM177 259V258H176ZM196 259V257H195ZM205 258H203L204 260ZM226 259H227V256H226ZM225 260H223L221 258V260L224 261L225 263ZM232 259V257L230 258ZM235 259V258H234ZM232 259V260H234ZM64 260V259H63ZM139 260V259H138ZM165 259H163L164 261ZM178 260V259H177ZM189 260H186V261H189ZM215 260V259H214ZM220 260V259H219ZM231 260V261H232ZM236 260V259H235ZM236 260V262H237ZM241 260V261H242ZM245 260V259H244ZM248 260H245V264H246V261ZM65 261V260H64ZM114 261V259H113ZM112 261V262H113ZM131 261V263L133 262ZM197 261V260H196ZM196 261L193 263L195 264ZM200 261V260H198ZM197 261V262H198ZM216 261V260H215ZM214 261V262H215ZM240 261V260H239ZM238 261V262H239ZM67 261H65L66 263ZM161 262V261H160ZM192 262V261H191ZM205 262V260L203 261ZM221 262V261H220ZM68 263V262H67ZM115 263V262H114ZM113 263V264H114ZM139 263V262H138ZM143 263V262H142ZM178 263V261H177ZM175 263V264H177ZM199 263V262H198ZM202 263V262H201ZM213 263V262H212ZM219 264V262H215V264ZM69 264V263H68ZM84 264V262H83ZM111 264V263H110ZM181 264V263H180ZM192 264V263H191ZM226 264H228L226 262ZM244 264V263H243ZM248 264V263H247Z\"/></svg>",
  "mask_w": 264,
  "mask_h": 264
}]
</instances>
